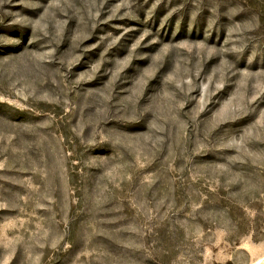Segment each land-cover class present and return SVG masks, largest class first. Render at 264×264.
I'll return each mask as SVG.
<instances>
[{
	"label": "rangeland",
	"instance_id": "obj_1",
	"mask_svg": "<svg viewBox=\"0 0 264 264\" xmlns=\"http://www.w3.org/2000/svg\"><path fill=\"white\" fill-rule=\"evenodd\" d=\"M0 264H264V0H0Z\"/></svg>",
	"mask_w": 264,
	"mask_h": 264
}]
</instances>
